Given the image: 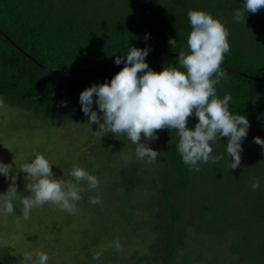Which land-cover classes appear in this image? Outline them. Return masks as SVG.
Listing matches in <instances>:
<instances>
[{"label": "trees", "instance_id": "obj_1", "mask_svg": "<svg viewBox=\"0 0 264 264\" xmlns=\"http://www.w3.org/2000/svg\"><path fill=\"white\" fill-rule=\"evenodd\" d=\"M244 2L0 0V97L5 105L30 112L29 121L50 128L89 127L80 93L94 84L110 83L125 66L115 64L116 57L126 61L130 47L151 49L146 63L153 71L179 69V52H189L190 10L211 14L229 30L231 51L221 65L227 77L215 87L218 98L231 95L230 112L246 116L250 123L242 141L240 166L230 169L228 138L221 137L210 145L212 155L222 159L215 164L200 163L199 171H194L177 150L175 130L164 129L156 133V140L141 137L142 143L160 152L155 163H144L145 159L97 172L98 177L105 175L104 186L109 192L105 194L123 189L122 197L130 201L134 190L150 191L148 202L141 206L153 209V235L139 262L188 264L192 246L209 239L218 241L225 255L214 263L215 257L210 264H264V149L254 142V137L264 140V9L245 13V22H235L234 12ZM170 39L176 41L173 48ZM61 101L67 106H60ZM92 107L99 113L95 102ZM197 123L193 115L187 126L194 130ZM118 141L91 156L102 160L111 147L126 145V135ZM63 154L65 150L60 158ZM69 155L75 163L84 159L77 153ZM91 163L93 169V160L88 166ZM253 180L260 182L257 191L251 188ZM5 184L0 174V196ZM118 197L122 199L121 195L111 199L118 202ZM126 201L117 208H125ZM13 204L14 212L21 214L20 201ZM132 219L128 216L129 222ZM146 224L141 221L132 232ZM7 255L9 248H0V264H7L1 261Z\"/></svg>", "mask_w": 264, "mask_h": 264}, {"label": "clouds", "instance_id": "obj_2", "mask_svg": "<svg viewBox=\"0 0 264 264\" xmlns=\"http://www.w3.org/2000/svg\"><path fill=\"white\" fill-rule=\"evenodd\" d=\"M261 9H264V0H245L243 7L235 10L233 20L245 22V13L255 14ZM188 19L191 25L187 39L189 52H179V69L165 67L163 71H153L146 63L151 49L130 47L126 61L121 56L116 57L115 64L124 63L125 66L110 83L94 84L80 93L81 110L88 117L89 127L98 125L95 133L99 137L109 133L114 136L126 134L136 145L137 157L147 158L148 163H155L160 152L142 143V134L147 141H152L158 139L156 133L159 130H175L179 137L177 150L183 162L194 171H199L200 163L215 164L222 159L212 155L210 142L227 137L226 152L232 158L230 169L235 170L241 164L242 141L247 137L250 123L246 116L230 112L231 95L226 94L220 99L215 87L227 77L221 65L225 54L231 51L230 33L220 20L204 11L190 10ZM145 39H148L147 34ZM169 43L173 48L176 41L170 39ZM94 102L99 113L93 110ZM2 106L4 100L0 97ZM60 106L66 107L67 102L61 101ZM193 115L198 118L194 130L187 126ZM254 142L264 149V140L254 137ZM130 159V156L125 157V162ZM52 165L44 155L37 154L13 174L11 165L0 162V174L11 181L7 192L0 196V211L6 216L14 213L13 201L18 196L16 182L19 172H23L27 178L25 187L30 193L20 199L23 220L30 218L33 208L46 203L74 214L77 211L75 202L82 198L79 193L83 189L75 183L55 178ZM70 175L76 182H87L89 188L99 187L97 177L80 167H73ZM251 188L259 190V180H253ZM90 202L98 204L101 200L96 196L90 198ZM115 246L117 251L122 250L119 240ZM100 256L101 253L94 252L92 259L99 260ZM24 259L32 261V253H25ZM48 259V254L40 251L33 264H47Z\"/></svg>", "mask_w": 264, "mask_h": 264}, {"label": "rangeland", "instance_id": "obj_3", "mask_svg": "<svg viewBox=\"0 0 264 264\" xmlns=\"http://www.w3.org/2000/svg\"><path fill=\"white\" fill-rule=\"evenodd\" d=\"M30 112L22 108L9 105L0 107V162L11 165L13 174L19 171L25 163H30L35 155H44L52 163L55 178L65 182L77 184L83 189L79 194L81 199L76 203L77 211L74 214L61 210L52 204L33 208L28 220L22 219L21 214L14 212L4 215L0 211V248H9V255L1 261L7 264H33L36 253L43 251L48 254L47 264H146L139 262L148 251L153 234L151 226L153 209L143 208L144 203L150 198L149 189H136L133 191L132 200L126 201L122 197L123 189H117L110 194L105 189V175L97 176L100 170L110 172L114 167L129 165L136 161L147 162V158L137 157L134 145L126 136V145L117 149L114 146L107 150V155L98 161L91 155L102 147L117 144L118 139L126 134L113 135L111 133L99 137L95 131L98 125H91V129L84 125H65L55 128L41 126L39 122L29 121ZM33 117V116H32ZM77 153L84 157L78 162L71 160V156L62 155V151ZM131 157L125 162V157ZM93 160V165L89 162ZM78 165V166H77ZM80 167L99 180V187L89 188L87 182H76L68 177L73 167ZM100 169V170H99ZM26 174L19 172L17 179V199L30 195L25 185ZM5 178V177H4ZM4 194L7 192L10 179H5ZM117 201L111 198L117 196ZM99 196L101 202L92 204L90 198ZM126 201L125 208L118 209L122 201ZM141 202V203H140ZM140 203V205H139ZM145 206V205H144ZM113 216H112V215ZM128 216L131 222L128 221ZM141 221H146L137 233L132 230ZM141 225V224H140ZM121 245L120 251L116 250V241ZM204 244L192 246L193 254L188 264H210L209 261L219 262L224 259L221 245L216 240H209ZM94 252L101 253L99 260H93ZM217 252V255L215 254ZM25 253H32L33 260L24 259ZM183 255V253H181Z\"/></svg>", "mask_w": 264, "mask_h": 264}]
</instances>
